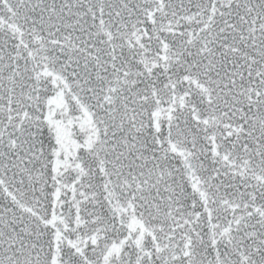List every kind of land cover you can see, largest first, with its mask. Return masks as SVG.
I'll list each match as a JSON object with an SVG mask.
<instances>
[{
    "label": "snow or ice",
    "instance_id": "1",
    "mask_svg": "<svg viewBox=\"0 0 264 264\" xmlns=\"http://www.w3.org/2000/svg\"><path fill=\"white\" fill-rule=\"evenodd\" d=\"M0 264H264V0H0Z\"/></svg>",
    "mask_w": 264,
    "mask_h": 264
}]
</instances>
